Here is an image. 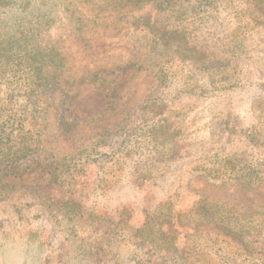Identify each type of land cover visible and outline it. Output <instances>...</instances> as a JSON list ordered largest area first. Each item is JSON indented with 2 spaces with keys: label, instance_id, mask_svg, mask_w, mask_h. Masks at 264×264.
<instances>
[{
  "label": "rangeland",
  "instance_id": "obj_1",
  "mask_svg": "<svg viewBox=\"0 0 264 264\" xmlns=\"http://www.w3.org/2000/svg\"><path fill=\"white\" fill-rule=\"evenodd\" d=\"M0 1L1 46L69 58L38 93L0 54V107L36 99L42 125L37 153L0 170V264H264V185L243 183L264 175V0ZM144 214L163 228L137 232Z\"/></svg>",
  "mask_w": 264,
  "mask_h": 264
},
{
  "label": "trees",
  "instance_id": "obj_2",
  "mask_svg": "<svg viewBox=\"0 0 264 264\" xmlns=\"http://www.w3.org/2000/svg\"><path fill=\"white\" fill-rule=\"evenodd\" d=\"M7 2L10 3L11 1L7 0ZM165 2L168 3L169 0H163L161 4ZM49 21H51V19H40L38 22H35L36 25L34 29L41 33L42 28L48 24ZM77 23V28L82 32L84 23H82L81 20ZM29 41H31V39H29ZM18 42L19 39L15 35L10 36L9 44L11 48H5L0 45V54L7 52L6 54L9 55L7 64L12 63L18 55L19 66L25 67V74H27L30 84L38 89L37 92L44 93L47 92V90H52L53 92L56 85L55 83L60 80L62 81L63 74L65 75L69 68V58L67 53L63 50V47H60L57 43L45 42V40L41 38L40 44L37 45L32 52L25 51L21 53L14 48L18 46ZM1 58L2 55H0V59ZM87 81L88 80L85 79L84 82ZM42 88L46 91L41 90ZM40 109L38 101L33 98L26 99L18 112L12 110V112L6 114L4 112L8 109L2 106L0 107V170L3 175L14 173L15 170L22 166L23 160L37 153L40 144L39 131L42 126L40 123ZM53 164L54 163L49 162L47 166L52 168L54 166ZM59 168L60 165H55V167L50 170L54 179L59 177L60 173L56 171ZM247 176V179H244V181L242 180L244 184L256 186L258 188L264 185V175L263 177H258L255 174L252 175V173H248ZM228 178H232V176ZM69 203L77 206L75 201L64 202L65 205ZM209 206L216 209L219 207L217 203H209L205 208L208 209ZM210 212L211 213L208 215H203L202 219L213 222L214 226L222 228L221 233L224 236L230 237L237 243L245 241L247 237L243 235L245 231L244 225H241L243 220L242 217H236L234 220L233 216L221 213L219 210L211 209ZM188 214L192 215V211ZM144 217L145 219L143 222L136 227L137 232L153 227L163 228L161 225H158L156 219H151L149 214H144ZM130 219H132V215ZM176 220L180 225H188L190 223L189 220L185 222L182 221L178 216ZM170 222H175V218L172 217L167 223ZM202 222L205 223L203 220ZM162 223L165 222L163 221ZM161 235L167 239V241H171L170 238L174 236L163 230H161Z\"/></svg>",
  "mask_w": 264,
  "mask_h": 264
}]
</instances>
